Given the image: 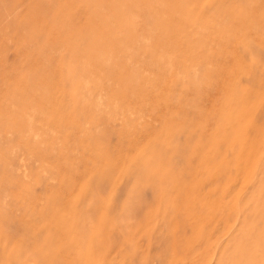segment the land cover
Instances as JSON below:
<instances>
[{"label":"rangeland","instance_id":"rangeland-1","mask_svg":"<svg viewBox=\"0 0 264 264\" xmlns=\"http://www.w3.org/2000/svg\"><path fill=\"white\" fill-rule=\"evenodd\" d=\"M0 264H264V0H0Z\"/></svg>","mask_w":264,"mask_h":264}]
</instances>
